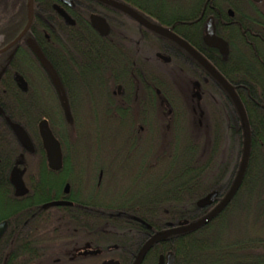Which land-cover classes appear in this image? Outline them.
<instances>
[{"label": "flooded vegetation", "instance_id": "1", "mask_svg": "<svg viewBox=\"0 0 264 264\" xmlns=\"http://www.w3.org/2000/svg\"><path fill=\"white\" fill-rule=\"evenodd\" d=\"M32 1L33 20L39 19V27L31 30V25L25 36L10 47L28 24L30 0H6L5 3L12 6L16 16L28 15V19L22 27L8 26L0 31V177H5L10 186L7 190L8 196L5 191L0 192V205L7 198V202L8 199L25 201L29 208L22 225L24 232L21 241L23 257L29 259L30 262L27 261L30 264H134L142 248L156 234L151 231V227H147L150 234L122 235L123 240H126L121 247L108 245L107 235L103 232L95 236L90 233L78 234L79 241L75 243L66 240L61 242L59 233L56 234V231H60V220L56 218L57 207L45 208L47 204L56 202V195L48 198L47 202L42 199L53 192V187L43 180L41 167H47L54 173L56 171L48 163L40 133L41 122L47 121L53 136L59 143L60 141L49 119L43 118L32 123L28 131L23 125L13 121V115L20 114L22 119L27 120L25 113L28 112L30 103L36 108L34 112L41 110L53 115L60 110L77 112L80 107L76 102H68L67 99L71 97L69 88L74 85L63 84L59 79L61 89L55 88L35 48L44 55L46 45L54 36L57 57L63 54L66 46L69 48L71 45L75 49L78 41H83L91 54L100 52L101 72L93 76L96 81L94 85L107 89L106 92L111 95L116 108L122 113L116 128L119 153L111 154L107 164L103 161L104 156L99 159L88 155L84 156L85 167L78 169L75 166L76 155L72 156V169L69 173L75 185L72 190L71 185L67 184L68 194H65L66 186L64 187V196L60 201L72 203L66 207L73 208L74 213L77 210L85 212L89 207L105 209L110 206L109 202L102 200L108 193L103 189V167L111 176L132 177L137 193L152 192L157 159L161 156L156 153L157 130L170 129L173 105L180 112L187 107L175 81L192 82V97L201 102L203 96L200 88L203 89L204 85L210 83L219 94L228 98L229 96L220 83L177 42L157 34L114 6L99 0ZM108 1L130 8L148 24L168 30L186 42L214 67L235 92L237 64L245 58L249 65L253 44L264 43V0ZM209 23L215 30L220 48H211L205 42ZM110 65L116 66L115 70L110 71ZM17 76L24 79L27 90L17 81ZM111 81L114 83H109ZM158 81L163 82L167 89H158ZM234 108L236 109L235 105ZM157 111L166 119V123L157 122ZM15 126L24 130L30 141L29 146H25L18 139ZM103 127H108V123H104ZM69 130L71 132L68 135H73L69 137L70 145L75 146L73 138L76 130ZM63 157L62 154V167ZM13 159L17 161L15 166L12 164ZM30 168L32 171H29ZM237 173L238 171L234 178ZM20 183L23 184L22 189ZM72 197L74 201L68 200H73ZM223 198L218 196L215 204L210 207L214 208ZM88 199L94 201L85 202ZM2 222L8 224L7 233L9 223L6 220L0 223ZM46 241H49L47 245ZM163 242L154 244L140 264H160L162 257L167 264L166 256L172 252L162 248ZM118 250L124 252L120 251L116 255L115 251ZM90 252L95 254H89Z\"/></svg>", "mask_w": 264, "mask_h": 264}, {"label": "trees", "instance_id": "2", "mask_svg": "<svg viewBox=\"0 0 264 264\" xmlns=\"http://www.w3.org/2000/svg\"><path fill=\"white\" fill-rule=\"evenodd\" d=\"M5 1L0 0V31L8 26H24L28 15L16 16L15 10ZM54 22L56 25V20ZM31 25V30H34L41 23L38 18H34ZM44 27L46 28L45 25ZM252 47L249 65L244 58L236 66V93L246 112L251 131L250 157L241 186L230 204L207 226L173 236L162 243L164 250L174 254L175 264H264V43H254ZM44 52L61 82L74 85L70 86L71 97L67 99L68 102H76L80 110H60L53 115L41 110L34 112L36 108L30 103L28 112L25 113L27 120L22 119L20 114H14L13 121L29 131L32 123L43 118L49 119L62 146L64 166L56 173L47 167H41L44 179L48 178L46 182L53 187V192L42 199L48 201V198L56 195V201H60L64 196V187L70 184L73 190L75 185L69 173L72 169V156L76 155L75 166L81 169L85 167L84 156L90 155L92 150L99 151L96 158H101L102 152L104 153L101 143L83 150L86 136L84 127H94L93 134L99 140L104 123H108V127L117 128L122 113L106 92L108 90L94 85L96 81L93 76L101 72L100 52L91 54L85 43L78 41L75 49L71 45L69 48L66 46L63 54L57 57L54 36ZM109 68L110 71L115 70L116 66L110 65ZM164 86L163 82H157L158 89L164 91L167 89ZM47 87L51 89V86ZM203 91L209 136L195 140L189 129L179 127L178 122L183 113L186 116V111L180 112L173 105V135L168 147L171 157L161 155L157 159L152 192L139 194L133 186L132 177H127L128 184L120 185L125 180L124 177L111 176L104 167L101 168L105 171L103 189L108 192L102 200L109 202L110 206L105 209L89 207L85 212L77 210L76 213L71 207H57L56 218L60 220V231H56V234L59 233L61 242L75 243L79 241L78 234L90 233L95 236L103 232L107 235L108 245L121 247L126 240H123L122 235L150 234L147 227H151L153 233H158L169 228V225L197 221L213 209L198 208L197 203L214 192H218L221 198L228 193L240 167L244 136L231 100L219 94L212 83L204 85ZM56 118L60 119L62 127H66L62 128V132L58 130ZM70 128L76 130L73 138L75 146L68 141ZM117 149L114 145L110 152L118 154ZM16 163V159H13V166ZM9 189L6 178L0 177V192L5 191L8 196ZM68 200L74 201V198ZM87 201L94 199L85 202ZM6 202L3 206L7 205L11 209L7 214L0 212V222L8 221L9 230L0 240V264H30V260L23 257L21 241L24 232L22 225L29 208L25 201L8 199ZM1 207L2 204L0 209H3ZM92 240L94 243L95 239ZM48 242H45L46 245ZM120 251H115L116 255Z\"/></svg>", "mask_w": 264, "mask_h": 264}, {"label": "water", "instance_id": "3", "mask_svg": "<svg viewBox=\"0 0 264 264\" xmlns=\"http://www.w3.org/2000/svg\"><path fill=\"white\" fill-rule=\"evenodd\" d=\"M99 1H101L102 3H106L108 5L114 6L118 9L124 11L125 13L130 15L131 17L139 20L144 26L148 27L150 30L156 32L157 34H160L162 36H165V37H168V38L174 40L181 47H183L186 51H188L193 56V58L218 83H220V85L223 87V89L227 92L229 98L231 99V101L233 102V104L236 107V110H237V113H238V116H239V119L241 122L242 130H243V136H244V147H243L242 159H241V163H240V167H239L237 176H236L234 183L232 184L230 190L224 196V198L220 201V203L217 204L207 215L198 219L197 221H194V222L183 221V222L179 223L178 226L169 225V228H167L166 230L156 233L155 236L150 241H148L145 244V246L142 248L139 256L137 257V259L134 263V264H140L141 261L143 260L144 256L148 252V250H150V248H152V246L154 244L166 241L167 239H169L173 236H178V235L197 231V230L207 226L230 204V202L232 201V199L234 198V196L236 195V193L238 192V190L241 186V183H242V180H243V177H244L247 165H248V161H249V157H250V150H251V131H250V126H249V122L247 119L246 112H245L244 107H243L238 95L236 94L234 88L232 86H230L224 80V78H222V76L214 69V67L211 64H209L203 57H201L198 53H196L186 42L180 40L179 38H177L176 36L171 34L168 30H165V29L160 28L158 26H153V25L148 24L142 18H140L134 11H132L130 8H128L126 6L116 5L113 2L108 1V0H99ZM33 14H34V12H33V1L30 0V15H29L28 24H27L25 30L23 31V33L14 41V43L10 47H13L16 43H18L25 36V34L27 33V31L29 30V28L32 24ZM205 42L211 48H220L221 47L219 40L215 36V30L210 25V23L208 24V26L206 28ZM34 47H36V46H34ZM35 50H36V52H37V54L41 60V64H42L44 70L50 76L53 85L55 86V88L57 87L58 89H61L60 88V81H59V78H58L54 68L48 62V60L44 57V55L39 52V50L37 48H35ZM17 81L25 87V90H27L26 82L24 81V79L22 77L17 76ZM0 112H1V110H0ZM14 128H15V132L17 134L18 139L25 146H29L30 141H29V138L27 137L26 133L24 132V130L22 128H20L19 126H15ZM40 133H41V137L43 140L44 148H45L46 153H47L49 166L52 170L59 171L62 168V148H61V145L58 142V140L55 139V137L53 136L47 121L41 122ZM19 186L22 189L23 184L20 183ZM64 192H65V194L69 193V185H66ZM217 198H218V192H214V193L208 195L207 197H205L204 199L200 200L197 203V206H198V208H201V209L206 208V207H210L213 204H215ZM71 205H72V203L67 202V201H56V202L47 204L45 206V208L47 209L50 207H66V206H71ZM7 228H8V224L6 222L0 223V239L5 235ZM89 254H95V252H90ZM84 255H87V253ZM164 259H165L164 257L161 258L160 264H165ZM166 261H167V264H175L174 254L169 253L166 256Z\"/></svg>", "mask_w": 264, "mask_h": 264}, {"label": "rangeland", "instance_id": "4", "mask_svg": "<svg viewBox=\"0 0 264 264\" xmlns=\"http://www.w3.org/2000/svg\"><path fill=\"white\" fill-rule=\"evenodd\" d=\"M161 70V69H160ZM162 71V70H161ZM175 84L177 86V89L182 93L185 102H186V116L184 117L182 114V118L179 120L178 125L179 127H186V129H189L191 132V135L193 136V138L195 140H202L205 137L209 136V132H210V127H209V120H208V116H207V109L205 110V103H204V91L202 88H200V91L202 93L203 96V100L202 102L200 100L197 99H193L192 94H193V83L188 81V80H177L175 81ZM44 98H46L44 96ZM47 101V98L45 99ZM49 100V99H48ZM47 103V102H46ZM65 112V110H63ZM158 112V111H157ZM180 114V115H181ZM158 118H157V122L160 124L166 123V119H163V117L161 116V114L158 112ZM67 117V116H66ZM173 118V117H172ZM57 120V127L59 131H63L62 128H66L64 125L62 127V124L60 123V119L56 118ZM116 128H112V127H102L101 129V139L97 140L96 137L93 134L94 131V127L91 126H85L84 127V133H85V141L83 143V150L87 147H93L96 143H101L102 144V148H104V153L102 152V156H104V163L107 164V161H109V159L111 158V148L112 146H116L118 144V134L116 132ZM69 132V131H68ZM71 132V130H70ZM172 123L170 125V129L166 130L163 128H160L157 130V135H156V153L157 155H166L165 158H169L171 157V153L169 152V143L170 140L172 138ZM64 133H67V130L64 131ZM116 134V136H115ZM70 135V134H69ZM73 135H70L69 137H71ZM68 141L70 142L69 138ZM71 143V142H70ZM96 151L95 153L93 151ZM91 151L90 155L93 157L98 156L99 151L94 149ZM100 159V158H99ZM48 179V178H47ZM47 179H44L45 181H47ZM125 179L124 181H122L121 184H128L129 180H126L127 178H123ZM121 179V180H123ZM130 179V178H129ZM48 182V181H47ZM4 204V203H3ZM2 207L3 209H0L1 214H7L8 210L11 209V207H6L7 205H4ZM1 207V208H2Z\"/></svg>", "mask_w": 264, "mask_h": 264}]
</instances>
